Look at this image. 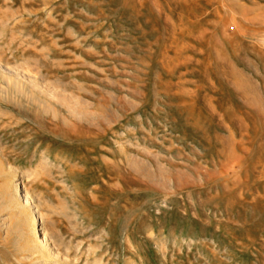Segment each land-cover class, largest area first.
<instances>
[{"label": "rangeland", "instance_id": "rangeland-1", "mask_svg": "<svg viewBox=\"0 0 264 264\" xmlns=\"http://www.w3.org/2000/svg\"><path fill=\"white\" fill-rule=\"evenodd\" d=\"M14 180L71 264H264V0H0Z\"/></svg>", "mask_w": 264, "mask_h": 264}, {"label": "bare ground", "instance_id": "bare-ground-1", "mask_svg": "<svg viewBox=\"0 0 264 264\" xmlns=\"http://www.w3.org/2000/svg\"><path fill=\"white\" fill-rule=\"evenodd\" d=\"M7 188L0 200V214L5 211L9 217L0 215L1 232L15 234L19 249L33 256L28 264H71L67 254L59 252L43 227L36 200L29 197L17 180L13 181L11 189Z\"/></svg>", "mask_w": 264, "mask_h": 264}]
</instances>
